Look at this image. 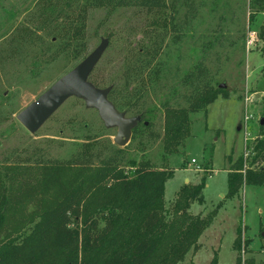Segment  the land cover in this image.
<instances>
[{
    "label": "rangeland",
    "instance_id": "obj_1",
    "mask_svg": "<svg viewBox=\"0 0 264 264\" xmlns=\"http://www.w3.org/2000/svg\"><path fill=\"white\" fill-rule=\"evenodd\" d=\"M89 1L0 0V166L16 155L65 162L89 144L95 165L115 157L127 176L140 162L173 170V178L165 184L166 209L182 186L197 185L205 178L203 203L192 204L189 214L205 218L217 213L201 235L199 249H191L182 264H210L215 253L218 264H235L238 256L264 264L259 255L264 248V186H242L236 197L226 198L227 173L241 156L249 164L264 134L259 123L264 118L260 36L264 11L253 0H168L176 13L173 27L167 28L163 50L152 65L159 74L151 78L137 106L134 96L130 102L134 101V108L117 109L126 118H141L137 133H132L124 148L113 144L116 129H106L97 112L75 98L68 99L30 135L16 116L86 58L103 38L109 40V46L92 75L101 78V88L110 81L122 88L124 58L137 49L146 17L132 5L90 10L86 50L78 54L76 44L81 43L74 40L70 25ZM197 66L205 70L211 87L217 90L224 85L225 89H220L224 93L205 110L188 114V138L168 146L166 132L169 136L177 130L168 124L175 121L176 112L188 108L194 90L183 80ZM137 86L134 83V90ZM246 115L251 116L248 122L244 121ZM144 123L150 126L144 127ZM258 164L264 166V161ZM116 201V190L109 187L93 197L88 209ZM238 228L244 255L233 247Z\"/></svg>",
    "mask_w": 264,
    "mask_h": 264
},
{
    "label": "trees",
    "instance_id": "obj_2",
    "mask_svg": "<svg viewBox=\"0 0 264 264\" xmlns=\"http://www.w3.org/2000/svg\"><path fill=\"white\" fill-rule=\"evenodd\" d=\"M253 3L264 11V0ZM130 5L146 19L137 49L124 58L122 88L113 81L101 88V78L93 76V72L89 77L95 87L111 88L108 100L116 109L134 108V101L130 103L134 96L137 106L151 78L158 76L157 66L152 65L163 50L167 28L173 27L174 5L168 0H90L81 8L75 24L70 25L74 40L81 43L76 44V51L84 53L89 11ZM260 36L264 53V24ZM178 39L176 36L175 41ZM183 82L194 90L188 108L176 112L175 121L168 124L177 129L169 136L166 132L168 146L188 138V114L205 110L218 94L224 93L206 82V72L199 66ZM134 83L138 85L136 90ZM260 129L263 131L264 126ZM133 132L136 134L137 129ZM260 137L249 164L241 156L227 173L226 198L236 197L242 186H264V166L258 164L264 161V134ZM88 145L65 162L45 160L35 154L34 158L16 155L0 166V264H182L191 249H199L198 240L217 213L205 218L189 214L192 204L203 203L205 178L197 185L182 186L166 209L165 184L173 178V170L140 162L127 176L120 159L115 157L95 165ZM109 187L116 190V203L88 209L93 197ZM240 238L238 228L233 244L238 253ZM210 264H218L216 253ZM235 264H241L239 256Z\"/></svg>",
    "mask_w": 264,
    "mask_h": 264
},
{
    "label": "water",
    "instance_id": "obj_3",
    "mask_svg": "<svg viewBox=\"0 0 264 264\" xmlns=\"http://www.w3.org/2000/svg\"><path fill=\"white\" fill-rule=\"evenodd\" d=\"M108 46L109 40L101 39L99 45L86 58L24 108L16 116L17 122L30 135H34L68 99L75 98L83 101L86 109L96 111L106 129H116L113 144L124 148L140 123V116L126 118L125 114L118 112L108 100L111 88L100 89L89 81ZM218 87L225 89L224 85ZM259 123L264 126V118Z\"/></svg>",
    "mask_w": 264,
    "mask_h": 264
},
{
    "label": "built area",
    "instance_id": "obj_4",
    "mask_svg": "<svg viewBox=\"0 0 264 264\" xmlns=\"http://www.w3.org/2000/svg\"><path fill=\"white\" fill-rule=\"evenodd\" d=\"M250 118H251V116H245V118H244V121H246V122H248L249 120H250ZM194 162V161H193ZM240 253H241V255H244V247L243 246H241V251H240ZM259 255L261 256V258L263 259V261H264V248L263 249H260V252H259ZM244 263V260L242 259L241 260V264H243Z\"/></svg>",
    "mask_w": 264,
    "mask_h": 264
},
{
    "label": "crops",
    "instance_id": "obj_5",
    "mask_svg": "<svg viewBox=\"0 0 264 264\" xmlns=\"http://www.w3.org/2000/svg\"><path fill=\"white\" fill-rule=\"evenodd\" d=\"M200 239V238H199ZM199 241V240H198ZM199 245V244H198Z\"/></svg>",
    "mask_w": 264,
    "mask_h": 264
}]
</instances>
